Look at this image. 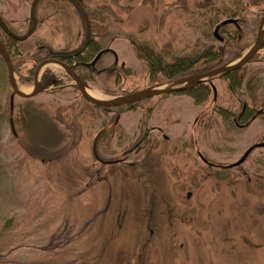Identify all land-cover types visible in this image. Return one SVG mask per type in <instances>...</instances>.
<instances>
[{
	"label": "rangeland",
	"instance_id": "rangeland-1",
	"mask_svg": "<svg viewBox=\"0 0 264 264\" xmlns=\"http://www.w3.org/2000/svg\"><path fill=\"white\" fill-rule=\"evenodd\" d=\"M236 1L84 0L92 14L101 10L108 32L105 43L112 52L103 53L99 66L114 61L122 71L117 85L100 74L88 82V92L109 99L151 86L146 61L138 58L128 36L172 56L217 49L222 41L212 31ZM240 1L243 6L234 17L256 33L264 1ZM31 2L0 0V14L17 34L28 28ZM53 10L38 7L39 25L18 43L17 52L26 56L38 40L54 48L76 47L85 40L82 16L73 5ZM94 18L101 22L100 15ZM11 53L17 61L19 55ZM28 60L16 64L15 80L24 92L33 83L31 76L20 77L31 66ZM45 72L60 84L42 89L32 97V106L55 118L59 127L67 118L75 131L69 133L66 154L59 152L60 144L49 155L32 154L23 128L18 137L10 129V87L2 95L0 264H264V147L254 148L239 165L221 167L264 140V117L254 112L247 124L237 126L215 111L220 106L236 114L242 102L255 111L263 107L264 47L238 69L239 93L215 76V99L211 93L200 103L180 92L154 95L135 109L120 110L116 121L113 111L85 104L60 67L46 64L39 80ZM20 102L13 98L12 116ZM101 128L98 156L122 160L106 165L91 155ZM146 131L137 148L128 151Z\"/></svg>",
	"mask_w": 264,
	"mask_h": 264
},
{
	"label": "trees",
	"instance_id": "trees-1",
	"mask_svg": "<svg viewBox=\"0 0 264 264\" xmlns=\"http://www.w3.org/2000/svg\"><path fill=\"white\" fill-rule=\"evenodd\" d=\"M260 1L264 0H250V3L252 5H257L260 3ZM43 4L50 6L52 9H54L53 12H56L58 9L65 10L66 6L73 5L82 16L84 28L86 26L89 27V42L87 43L86 47H84L79 53L74 55L75 60L78 62L72 65V69L80 76V78L83 79V81L88 82L90 80L95 79V77L100 76V74H103L104 80L105 77H108V79L110 78L111 80V82L109 81V83L117 85L119 81L118 79L121 77L122 71H120V69L116 67L115 62L113 61L112 64L107 67L99 66L101 56L104 53L103 49L107 48L105 43V37L108 34V32H106V24L104 26L102 22L103 17L101 16V10L97 11L96 9H94L92 14L91 12H89V7L84 2V0H37L32 15L28 16V28L31 25H34L35 30L36 26L39 25L40 20H38L36 12L38 7ZM234 5H236V8L232 10L231 13L229 12V9H225V11H223V13L229 12L228 18L226 19H234V22L223 24L221 23L222 21H219V24H216L217 33L222 38V43L217 49H213L212 46H209L206 49H203L200 53H194L192 55L184 54L179 56H172L168 51L164 52V54L162 52H157L153 50L152 47H150V44L148 42L136 41L132 36H128L137 56H139L138 58H142L144 61H146L147 68L150 73L151 85L169 83L180 78H186L196 73L209 70L215 66L220 65L221 63L227 62V60L231 57L238 56L244 46L249 43V40H251L250 43L254 41L255 31L251 29L250 31H246V23L234 17L239 11V9L242 8L243 3L238 0L236 1V3H234ZM96 14L100 15L101 17L100 23V20H96V18H94ZM84 15L86 16V18H84ZM0 16L4 20L1 14ZM4 22L9 28V30L17 33V31L13 29V27L8 23V21L4 20ZM227 24H234V29H227ZM0 40L3 42L6 50L9 53L10 59L12 61L11 64L13 65V69L15 72L18 71V66L16 64H21L22 62H25L26 59H29L28 61L31 62L30 68H28L27 73H25L26 75L23 76L22 74V76H20L21 80L27 79V77L29 76L32 77L35 65L39 63V61L43 58L51 57L64 61L67 64H73L72 55L81 46H83L84 42V40H82L80 44L72 48H70L69 45H65L62 48H54L51 47L47 42L38 40V42L34 44L32 52L30 51L29 54L27 53L26 56H24L21 55L19 51L17 52V45L18 43H22V41L19 42L17 40H14L13 38L5 34L1 29ZM263 47L264 33L262 37L261 48ZM232 49L234 50L233 52ZM11 52H13V54L15 53L16 56L19 55L17 61L13 60V55ZM98 53H100V56L94 63V65L85 64L89 63ZM237 72L238 70L226 71L222 73V75L220 74L219 76H217L227 82V88L231 90L232 93H239L242 89V78L240 75L237 74ZM7 75L8 74L5 64L0 56V125L3 123V121H5L6 118L5 105L2 104V95L4 94L5 90L10 87ZM60 81L61 80L58 79L54 74L47 72L43 73L41 79L43 87L53 85L52 88H55L58 84H60ZM110 91L111 92L107 91V94L113 93V90ZM180 93L188 94L190 97H192L195 103H200L209 96V94L211 93V87L208 81H204L197 84L192 89L180 91ZM146 99L148 98L146 97L137 99L131 103L125 104L123 106H116L113 108H117L119 110L135 109L140 101H144ZM21 100L24 102V105L23 102H20L18 103V105H16L18 110L17 112H15L17 113L15 116H12L14 115L15 110V107L13 106L14 103L12 104V106H9L8 113L10 117L8 118V122L9 119H11L13 127H18L16 130H14L15 135L13 133L12 135L14 137L21 136L19 134V131L23 128L24 133H27V137H29L28 150L32 154L49 155L52 148L54 146H57V144L61 145L59 152L66 154V151L70 150V143L68 142V140L72 137V134L69 133L72 128L74 130V126L71 124V122H69L66 118V120L62 122L63 124H65V127H59V125H57L56 123L55 118L53 119L52 117H47L45 113L37 111L36 107L32 106V98H21ZM84 102L86 101L84 100ZM85 104L91 107L93 106L99 108L98 106L89 104L87 102ZM215 109V111L222 117L224 121H232L231 118L235 115V113H233L231 110L220 106H216ZM254 112L255 110L253 107H248V105H246L245 109L239 117L238 122L241 123L246 121L250 116L254 115ZM259 116L264 117V114L262 113Z\"/></svg>",
	"mask_w": 264,
	"mask_h": 264
},
{
	"label": "water",
	"instance_id": "water-1",
	"mask_svg": "<svg viewBox=\"0 0 264 264\" xmlns=\"http://www.w3.org/2000/svg\"><path fill=\"white\" fill-rule=\"evenodd\" d=\"M36 1L37 0H33L31 3V6H30V14L31 15H32ZM84 17L86 18L85 15H84ZM232 22H234V19H230V20L225 19L221 23L225 24V23H232ZM0 29L5 34H7L11 38H13L14 40L21 42L22 40L26 39L33 32L34 25H32L24 34L19 35V34H16L12 31H10L8 29V27L6 26V24L4 23V21L0 17ZM85 29H86L85 30L86 36H85L84 44L77 52L81 51L82 48L84 46H86V44L88 43V41L90 39L89 27L86 26ZM263 31H264V12L258 20V23L256 26L255 39H254V41H252L253 43L246 50V52L241 54L239 57H237L231 61L221 63L220 65L215 66L209 70L196 73L190 77L175 80L172 82V84H174L175 86L174 85L173 86H171V85L170 86L169 85H167V86H165V85H156V86L152 85V86L144 87V88H141L139 90L132 91V92L124 93L121 95H116V96H113L109 99H100V98L92 95L91 93H89L87 88H86L85 82L79 78V76L76 74V72L72 69V66L70 64H67L66 62L61 61V60L56 59V58H45L42 61H40V63H38L36 65V67L34 68V71H33L32 90L29 92H24V91L20 90L17 86L13 66L11 64V60L9 57V53L7 52L3 42L1 40H0V56H1V58L5 64L7 74H8L7 75L8 82H9L10 87H11V93H10L11 96H9L10 105H12L14 96H18L21 98H31V97L35 96L38 92H40L42 90V87H41L42 83H40V81L38 79L39 71L46 64H53V65H56V66L60 67L61 69H63L64 72L72 79L73 83L77 86V89H78L80 95L82 96V98L86 102L105 109V108H110V107L122 106V105H125L128 103H131L137 99L146 98V97H150V96H154V95L175 93V92H179V91L189 90L201 82L208 81L210 78L218 76L220 74L222 75V73H224L226 71L237 70L240 67H242V65H245L255 55V53L258 51V49L261 47ZM213 34L217 38L221 39L217 34L216 28L213 30ZM109 50L110 49L105 48L104 51L107 52ZM98 56H99V54H97L94 57V59L91 62L92 64L96 61L95 59H97ZM176 84H178V85H176ZM210 86H211L212 92H213L212 96L215 97V93H216L215 92V86L213 85L212 82H210ZM10 126H11V130L13 131V126H12L11 120H10ZM103 130H104V128H101L99 130V132H97L96 135L94 136V138L92 140L91 150H92V154H93L94 158L97 161L101 162L102 164H107L109 162L111 163L112 161L102 160L98 156L99 154H97V149H96L97 140L100 137ZM138 143H136V145ZM257 145H259V144L248 146V148L239 157V159L236 160L235 162L229 164L228 167L236 166V165H239L240 163H242L244 161V159L247 158V155L249 154V152L254 147H257ZM201 158L203 161L206 162V160H204V158L202 156H201Z\"/></svg>",
	"mask_w": 264,
	"mask_h": 264
},
{
	"label": "flooded vegetation",
	"instance_id": "flooded-vegetation-1",
	"mask_svg": "<svg viewBox=\"0 0 264 264\" xmlns=\"http://www.w3.org/2000/svg\"><path fill=\"white\" fill-rule=\"evenodd\" d=\"M88 42H89V41H88ZM83 43H84V42H83ZM86 45H87V44H86ZM81 47H82V46H81ZM84 47H86V46H84ZM84 47H83V48H84ZM83 48H82V49H83ZM79 52H80V51H79ZM79 52H78V53H79ZM76 54H77V53H76ZM74 55H75V54L72 55V59H73L72 61H73V64H70L71 66L74 65V64H76V63L78 62V61L75 60ZM48 58H51V57H48ZM43 59H45V58H43ZM43 59H42V60H43ZM42 60H40V61H42ZM40 61H39V63H40ZM96 61H97V59H96ZM91 62H92V60H91L89 63H85V64L94 65L95 62H94L93 64H92ZM37 64H38V63H37ZM37 64H36V65H37ZM36 65H35V67H36ZM35 67H34V68H35ZM104 67H105V66H104ZM76 74H77V73H76ZM77 75H78V74H77ZM78 76H79V75H78ZM79 78H80V76H79ZM41 79H42V78H41ZM80 79H81V78H80ZM81 80L83 81V79H81ZM84 82H85L86 85H88V82H89V81H88V82L84 81ZM49 86H51V88L53 87V85H49ZM43 88H45V87H43ZM262 105H263V107H259L258 109H256V111H255V114H256V115H260V114H262V113L264 114V100H263ZM245 107H246V103H245V102H242V103H241V108H240L239 112L236 113V114L231 118V119H232V122L235 123L237 126H242V125H244V124H247V123H248V120L251 118V116H250L246 121L241 122V123L238 122V121H239V117H240L241 113L243 112V110L245 109ZM248 107H251V106H248ZM104 110H107V111H113V114H114V115H116V114L120 111V110L117 109V108H109V109H104ZM253 114H254V113H253ZM253 114H252V115H253ZM116 117H117V115H116ZM116 117L114 118L115 121L117 120ZM145 135H147V131L144 132L143 135H142V136H141V137H140V138H139V139H138V140H137L132 146H134V145H135L136 143H138V142L140 143ZM162 137H163L164 139H167V136H166L165 134H162ZM139 143H138V144H139ZM138 144L136 145V148H137ZM253 144H259L258 147H264V145H263V144H264V140H260V141H258V142H256V143H253ZM132 146H131V147H132ZM131 147H130V148H131ZM128 151H129V150H128ZM198 155H199V152H198ZM122 159H123V157H121V158H117V159H115V160H116V162H117V161L122 160ZM116 162H115V163H116ZM206 163H207L208 165L211 164L210 162H206ZM214 165H215V164H213V166H214ZM224 166H225V165H222L221 167H224Z\"/></svg>",
	"mask_w": 264,
	"mask_h": 264
}]
</instances>
